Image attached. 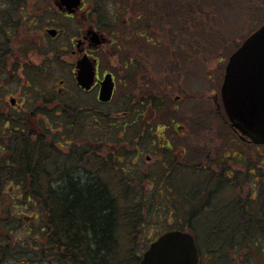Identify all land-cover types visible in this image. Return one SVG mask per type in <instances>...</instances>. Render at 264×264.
<instances>
[{
	"label": "flooded vegetation",
	"instance_id": "1",
	"mask_svg": "<svg viewBox=\"0 0 264 264\" xmlns=\"http://www.w3.org/2000/svg\"><path fill=\"white\" fill-rule=\"evenodd\" d=\"M36 2L0 0V118L5 120L0 137L4 141L3 153H6L4 145L8 141L24 140L26 136L34 140L36 133L43 130L42 124L51 132L53 124L58 123L67 130L61 131V136L54 135L57 143L61 142L64 153L69 155L73 147L78 149L76 159L71 162V174L83 182L108 184L112 194H116L112 188L117 179L120 183L140 187L141 192L145 184L144 200L155 197L157 203L167 193L173 194V206L178 213L186 206L190 208L186 220L190 226L180 219L176 230L191 232L198 246H201L200 241L190 229L198 208L200 215L206 218V225L214 230L226 233V230L249 227L244 222L245 203L258 202L264 187L259 168L248 169L250 166H247L248 174H245L242 169L246 160L241 152L226 156L214 149L200 153L206 158L198 160L196 150L192 149L193 129L165 124V97L150 88L147 48L133 46L131 42L148 37V0H80L77 4H73L77 0H54V4L49 0L43 9H37ZM140 4L145 7L146 15L143 10L140 12ZM110 8L113 14L108 15ZM52 9H57L58 15H51ZM42 21L45 22L43 27L39 25ZM124 39L131 42L130 46ZM69 54L74 60L62 61L64 69L61 70L65 76L58 78L56 68L60 66V59ZM110 77L113 92L111 98L104 101L101 98L103 83L110 81ZM117 97L124 99L120 103V107L124 104L122 108L126 109L123 118L140 117L141 125L132 126L133 119L109 123L112 118L107 107L116 104ZM184 99L177 96L175 101ZM84 118L94 119L98 126L91 134L86 133L88 128L82 125ZM81 125L85 133L69 134L72 129L79 131ZM232 130L235 135L232 141L237 147L242 142L259 150L238 131ZM99 132L103 135L114 132L118 137L114 141L102 140ZM211 139L222 137L212 135ZM229 158L239 163L229 165ZM200 170L207 174L198 175ZM245 183L254 193L252 197L246 200L244 196L238 197L233 205L228 202L215 204L221 191H227L229 185L242 193ZM210 218L214 221L210 222ZM231 219L237 224H224ZM260 220L253 224L255 228H260ZM237 252V264H250L260 259L264 250L253 247L246 255ZM251 258L255 260L250 261ZM222 259L218 250L199 249V264H223Z\"/></svg>",
	"mask_w": 264,
	"mask_h": 264
},
{
	"label": "trees",
	"instance_id": "2",
	"mask_svg": "<svg viewBox=\"0 0 264 264\" xmlns=\"http://www.w3.org/2000/svg\"><path fill=\"white\" fill-rule=\"evenodd\" d=\"M203 1L146 3L148 37L131 42L147 48L150 88L164 97L172 92V84L181 73L177 65L182 54L175 49L180 48L184 31L191 33L190 17L201 10ZM139 9L146 15L142 4ZM194 22L200 27L204 24L199 19ZM124 41L130 46L128 39ZM4 122L0 118V130ZM42 127L34 140L26 136L24 140L5 141V154L0 137V264H121L119 230L125 210L128 208L130 220L136 218L133 223L137 227L147 210L144 200L123 199L132 203L121 206L120 195L130 190L126 184L112 194L108 184L77 179L71 174V162L78 149L73 147L66 155L61 142L50 136L45 124ZM53 127L58 136L67 132L66 126L58 123ZM76 130H69V134ZM261 191L260 204L245 203L244 222L249 227L241 231L242 241L236 247L245 255L253 247L264 250V188ZM136 211L137 217L132 215ZM258 219L261 226L255 228Z\"/></svg>",
	"mask_w": 264,
	"mask_h": 264
},
{
	"label": "rangeland",
	"instance_id": "3",
	"mask_svg": "<svg viewBox=\"0 0 264 264\" xmlns=\"http://www.w3.org/2000/svg\"><path fill=\"white\" fill-rule=\"evenodd\" d=\"M47 1L49 0H37V9H43L48 4ZM52 1V4H54V0ZM160 1L163 2V0ZM51 11L53 16L59 13L57 9H52ZM111 14H113L112 8L108 9V15ZM195 15V17L194 15L190 17L192 20L191 33L187 34L184 31V41L182 42L183 37L179 36L181 45H179L180 48L177 47L178 49H175L182 54L180 64L177 65L181 69V73L172 84V92L163 99L165 101V108H163L165 109L163 113L165 124L168 127L178 125L193 129L195 141L192 149L196 150L198 160L206 158L205 156L201 157L200 153H209V150H214V146L219 152L225 153L226 156L238 155L241 152L243 159L247 162L246 164L243 163V172L248 174V169L255 166L256 169L259 168V173L264 177V147H259L257 151L254 146H249L242 142H240L238 147L236 146L235 141H232L235 135L225 112L221 96V88L229 58L264 22V0H205L202 3L201 10ZM197 19L204 23L203 26L200 27L194 22ZM39 25L43 27L45 22L42 21ZM184 30H186V27ZM178 34H181V32ZM190 37L192 39L189 42ZM69 53H71V50H69ZM125 53L124 51L122 55L124 56ZM60 60V66L56 68L58 70V78L65 76L63 70H61L64 69L62 61L67 63L74 60V58L72 59L71 54H69ZM121 91H124V89H121ZM177 96L185 99L183 101H175ZM123 100L117 97V103L111 108L107 107L111 111L110 116L112 118L109 119V123L118 124L121 120L130 122L133 119V117L123 118L124 110H126L122 108L124 104L120 107V103ZM44 120L43 118L42 121ZM141 121L140 117L134 118L132 126L137 127ZM172 122H174V125ZM82 125L86 129L88 128L86 133L90 134L93 132L92 129L97 126L92 118H84ZM82 125L80 130L76 131L79 134L85 133ZM107 125L108 123L101 125L102 129H105ZM181 131L183 132L182 128ZM71 132L73 133V131ZM49 133L53 137L58 134L55 128ZM99 135L102 140L106 141H114L118 137L114 132L108 135H103L99 132ZM212 135H218L222 139L213 140L211 139ZM228 162L232 166L233 163H239L232 158H229ZM247 166L250 167L247 169ZM197 174L205 175L207 172L203 173L200 170ZM125 184L123 182L120 183L117 179L115 187L112 188L113 193L120 191ZM126 185H128L130 190L125 189V191L123 190V195H120L121 206L132 203L131 201H124L128 198L135 199V201L144 200L143 194L147 190V187H144L145 184L141 185L143 192L138 186ZM241 191L242 193L237 192L235 188L229 185L227 191L226 189L221 191L215 204L224 205L225 202H228L233 205L237 202L238 197L244 196V200H246L254 194L247 183H245ZM173 196V194L167 193L165 197L161 198L160 203H157L158 200L155 197L145 198L144 204H146L147 210L143 212V220L139 222L137 227L133 223L136 218L130 220L131 214L126 208L125 218L123 217L122 219L124 223L119 230L121 244L119 259L121 264H140L145 252L155 239L164 233L179 229L180 219L183 220L184 225L190 226L189 223H186L190 215L189 206L184 207L183 210L179 209L180 213H178L173 206ZM163 206H165L164 209ZM198 209L196 217L192 219L193 225H191L190 229L199 239L201 249L204 251L208 249L218 250L223 255V264H237L238 260L235 256L239 253L236 251V247L242 241V230L230 229L226 230V233L214 230L206 225V218L200 215L201 209ZM122 210H124V207ZM137 214V211L135 214L132 213L136 217ZM213 221L214 219L210 218V222ZM227 222L237 224L232 219L224 224ZM207 232L209 233L208 235ZM232 242L235 244L233 249H230ZM259 258L262 260L257 258V261L264 264V253ZM252 260L255 259L251 258L250 261ZM253 262H250V264Z\"/></svg>",
	"mask_w": 264,
	"mask_h": 264
},
{
	"label": "water",
	"instance_id": "4",
	"mask_svg": "<svg viewBox=\"0 0 264 264\" xmlns=\"http://www.w3.org/2000/svg\"><path fill=\"white\" fill-rule=\"evenodd\" d=\"M103 88L101 98L108 101L111 77ZM221 96L232 127L264 146V22L229 58ZM141 264H199L197 243L188 232H167L150 245Z\"/></svg>",
	"mask_w": 264,
	"mask_h": 264
}]
</instances>
